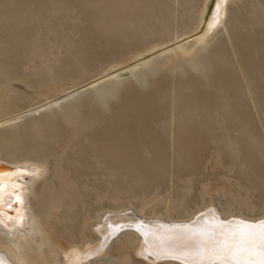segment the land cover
<instances>
[{
    "label": "bare ground",
    "instance_id": "6f19581e",
    "mask_svg": "<svg viewBox=\"0 0 264 264\" xmlns=\"http://www.w3.org/2000/svg\"><path fill=\"white\" fill-rule=\"evenodd\" d=\"M67 1L72 6L69 0ZM86 1L83 2L84 7ZM118 1L121 2L112 0L116 6ZM78 2L82 1L77 0L75 3ZM94 2L90 3L96 5L98 0ZM128 2L127 5L123 4L125 7L119 4L127 12L130 10V14L125 13L130 16V39L123 36V42H115L116 38H112L113 44H110L113 40L108 42L107 33L114 31V34H118V29L113 27L118 26L120 20L128 18L125 14L126 17L121 15L119 18V13L123 10L118 6L120 9L116 8L119 12L112 18H119V22L114 19V24L111 16L114 15L113 11L116 12V8L109 9V5L106 6L109 2L104 3H107L105 6L112 11L108 14L111 15L108 16L106 12L109 10L102 6L99 10L102 14L98 16H104L101 12L104 9V17H109V23H101L106 19L102 17L100 24H96L95 20V24L92 23L101 29L97 30L96 27L95 30H90L94 27L89 25L92 16L86 24L89 29L86 31L89 32L105 30L106 33L108 30L106 47L97 43L101 46L94 45L98 48L84 52L85 43L94 40V35L88 34V31L83 33V40H77L84 30L77 32L79 35L74 37L75 42L66 36L53 38L59 27L54 29L49 21L51 17L56 19L63 4L49 0V3L46 2L48 6L44 4L46 10L42 13V20L33 17L35 14L40 15L39 13L30 15L31 19L33 17V22L29 20L31 25L37 28L31 30L33 25L26 23L32 37L30 42L27 37L25 41L29 44L25 42L26 46L20 47L19 50L25 54V57L22 56L25 60L20 61L18 56L15 60L13 53H17L16 50L12 52L13 55L10 54V58L13 56L15 59L7 56L5 58L4 51H0L4 57L0 54V181L3 182L0 185V264H31V258L38 264H102L108 262V259L105 257L104 261L103 257L115 240L118 243L116 264H180V261L150 254L162 243V237L182 231L174 226H187L188 229L195 230L208 221L224 222L232 227L240 221L256 223L264 220L262 172L247 174V180L251 182V186L254 184V189L256 186L257 193H254L255 199L250 198L251 204L247 205L245 210H242V206L239 209L241 212L236 210L239 214L234 212L233 203L228 206L222 203V198V202H219L215 197L210 200L204 197L207 182L213 178L205 171L206 164L215 171L213 167L217 161L214 155L213 159L216 160L214 163L211 161V153L215 152L213 147L208 149V131H211V134L218 131L219 134L214 137L220 136V130L239 135L240 140L235 142L237 146L239 143V153H244L247 159L255 160L258 155L264 162V18L262 19L261 15L254 19L255 10L260 11V7L262 10L264 1L254 0L253 6L250 4L252 9L247 7L248 10H245L246 4L245 9L240 8L248 11L247 17L251 13L254 14V21L252 18L245 20L247 29L254 27V39L251 42L254 54L250 57L246 54L245 57L250 58L246 66L240 61L239 49L235 50L232 61L220 49L223 39L229 40L231 36V24L236 17L233 7L241 5L243 0H130V9ZM25 3L23 6L27 4ZM79 4L77 7L82 6ZM13 5L10 4L9 7ZM33 5L32 8L29 5L28 10L27 5L24 10L22 5L19 6L25 18L30 12H35ZM41 5L43 6V3ZM98 5L101 6V3ZM89 7L84 9L89 11ZM91 7L89 13L94 9ZM79 9L82 11V8ZM37 10V7L36 12L42 9ZM69 10L73 16L77 14L75 17L78 18L77 8L72 10L70 7L66 12ZM94 11L98 14L96 7ZM150 11L155 16H148ZM257 13L260 15V12ZM55 14L56 17H53ZM67 14L69 15L68 12ZM24 15L21 13L22 18ZM88 15L87 13V17ZM83 16L86 17V14ZM75 17L68 18L77 20L74 24L78 26L80 18ZM66 18L64 17L62 22ZM141 18L139 30L138 23L135 25L137 31H133L135 21ZM152 19L153 22L150 21ZM70 20L67 19L68 22ZM83 20L81 21L84 23ZM69 24H72V21ZM74 24L72 26H75ZM123 24L122 32L127 29L126 24ZM83 25L81 26L84 28ZM110 29L114 30L111 32ZM23 30H19L22 31L20 34H27L28 30ZM48 33H52V36ZM125 33L127 32L120 34ZM83 34L79 37L82 38ZM87 34L92 37L88 38ZM114 34L110 35V38L115 37ZM103 36L100 35L104 39ZM17 37L15 36V40ZM117 38L120 39L118 36ZM105 40L104 44L107 43ZM91 42L88 44L92 47ZM225 42L222 44L225 45ZM25 44L23 43V46ZM183 65L193 73L217 70L223 78L230 79L227 85L223 84L226 88L219 90L214 97L213 105H209H212V108L206 110L208 113L196 115L194 110L193 116L186 115L183 118L194 124L187 129H184L186 124H183L181 114L193 107L188 97L191 93L187 94L181 88V82L174 78L175 72L183 68ZM121 69L124 71L118 72ZM159 70H166L169 76L173 77L163 75L164 77L158 80H150ZM147 80L152 87L143 90ZM189 80L190 84H194L195 77ZM198 88L194 92L198 93ZM214 90L215 87L212 91ZM202 94L200 93V97ZM208 97L209 95L206 100ZM117 99L119 103L115 102ZM211 99L203 103H208ZM247 101H250L251 109L247 108ZM90 106L100 110H89ZM108 106H111V109H108L111 112L104 114L105 111L102 110ZM74 112L79 113L77 117L80 119L76 122L69 119L67 122L66 119ZM64 121L67 125L61 123ZM166 121L171 122L168 141L165 140L166 136L163 139L159 133L164 129ZM201 131L207 132L206 141L204 135L200 136ZM258 133L262 134V138H259ZM162 134H165L164 131ZM221 139L219 138V141ZM219 141L213 142H216V149L220 145H217ZM227 154L224 155L226 157L223 156L226 160ZM217 155L216 153V157ZM231 159L233 162L237 157ZM231 165L235 170L233 169L232 174L229 172L230 176L227 174V177L232 179L231 181L241 180L242 170L245 168H236V163ZM253 166L255 168V165ZM259 167L261 168V165ZM185 181L188 184H179ZM165 182H169V196L159 198L160 189L164 187ZM233 185L235 187V184ZM246 188L247 194H251L247 196L253 197L251 187L250 191L248 186L244 191ZM226 189L225 192L228 191V186ZM41 194L48 195L50 201L46 198L47 203L43 202L44 199H39ZM97 195H101L100 199H96ZM247 196L245 195V202L249 200ZM242 199L241 205L244 204ZM85 223L87 227L92 226L88 229L90 233L85 231ZM84 234L87 238H84ZM47 235L56 241L51 254L44 246V243L47 244Z\"/></svg>",
    "mask_w": 264,
    "mask_h": 264
},
{
    "label": "rangeland",
    "instance_id": "374dc122",
    "mask_svg": "<svg viewBox=\"0 0 264 264\" xmlns=\"http://www.w3.org/2000/svg\"><path fill=\"white\" fill-rule=\"evenodd\" d=\"M11 1V2H10ZM17 1V2H16ZM0 0V5H1V9L0 10H3V12L2 11H0V51H4V53L3 52H0V54H1V56L3 57V54H4V57L5 56H7V58H10V54L11 55H13L14 54V56H16V59L12 56V58H14L15 60H17V56H18V58H20L19 60L20 61H24L25 60V58H23L22 59V56L24 55V57H25V54L23 53L22 54V51H20L19 52V50H21V48L22 47H25L26 46V44H25V42H27L28 44H29V42H30V40H31V37H32V35H30V32H31V30H34L35 29V27L36 26H34L33 24V28H31V30H28L27 28H29V26H32L31 25V22L29 21V20H31L32 21V19H33V17L34 16H36V18L38 17V20L40 19V20H42L41 19V16L43 15L42 13L44 12V9L46 10V5L48 6L49 4H47V3H49V0H36V2H35V0L33 1V0ZM19 1H20V3H19ZM24 1V2H23ZM31 1H32V4H31ZM37 1H40L41 2V4L43 3V6L40 4V2H37ZM51 1V0H50ZM55 1H58L60 4H63V5H61V8H62V6H63V8L61 9V8H59V11H58V13L57 14H59L57 17H56V15L57 14H55L53 17H56V19H54V18H50V21L49 22H52V27H54V29H56V27L58 28H60V25H61V29L59 30V28H58V30H57V33H55V34H53L54 36H53V38L55 37H60V36H66L68 39H72L74 42L76 41L75 39H74V37L78 34V33H80V31H82V30H84L83 32H81L82 34L85 32V33H87V31L89 30L88 29V26L86 25V24H88V22L90 21V19L89 18H91L92 16H93V19L91 20V22H89V25H93L94 27L92 28L91 27V29L90 30H95L96 29V27L97 26H95L94 24H95V21H96V24H97V22H98V24H100V22H101V19H102V17H103V19L104 18H106V17H104L105 16V14L107 13V15L109 14V13H112V11L111 10H113V9H111V8H114V10H115V8L116 7H118V6H120L119 4H121V6H124V5H127V3L126 2H130V0H126V2L125 1H123V0H120L121 2H117V6H116V4H115V2L113 3L112 2V0H111V2L108 0H98V2H96L97 0H95V2H96V5H94V4H91L90 2L92 1V2H94V0H87L86 2H85V5L88 7V6H92L94 9H95V7H96V11H98V14L94 11V9L91 7V9H93L92 11H91V13H89L90 12V7H89V11L87 10H85L86 8L84 7V5H83V2L85 1V0H81L82 2H78V4L79 5H81L82 4V6H80V7H77L78 6V4H76L75 2L77 1V0H73V1H71V0H69V2L71 3V5L72 6H70V4H68V1L67 0H55ZM244 2L241 4V5H239L238 7H237V5H236V7L238 8H236L235 6L233 7V8H235L234 10H236V13L234 12L233 14H235L236 15V17L234 18V21H232V23L233 24H231L232 26H231V33H230V38H229V40L226 38V39H223V41H222V43H224L225 41H227V42H225V45H223L222 43H221V45H222V47L220 48V49H222L221 50V52H223V53H226L225 55H227L228 57H229V59L231 60L232 58H233V55H234V53H235V50L236 49H239L240 51H241V54H240V56L241 57H239V58H241L240 59V61L246 66V62L250 59H248V57H245V56H251L252 54H254V52H253V50L251 49V42H253V39H254V34H253V29H254V27H250V30L249 29H247V26H246V22H245V20H247V18H248V21H249V18H252L253 17V15L254 14H256V16L254 17V19L257 17V16H261L262 17V19L264 18L263 17V11H264V8L261 10V7L260 8H258V9H260V11H257V10H255L256 11V13H254L253 15H252V13L251 14H249L250 16L249 17H247V12H245V10H248V8L247 7H249V9H252L251 8V6H253V1L254 0H251L252 2H248V0H243ZM262 1H264V0H262ZM27 4H26V3ZM47 2V3H46ZM62 2V3H61ZM94 2V3H95ZM101 3V6H99L98 4H100ZM104 2H109V3H111V5L108 3H104ZM123 2H125V3H123ZM129 2H128V4H129ZM13 3L15 4V5H13ZM24 3L27 5H25L26 6V10H28L29 8H30V6L31 5H33L34 3V5L36 6V7H34V5H33V9L35 10V12H30V14H27V12H24V13H26L27 15H28V17L26 16V18H25V15L23 14V12H20L21 11V7H22V10H24L25 9V6H23L24 5ZM51 3V2H50ZM65 3V4H64ZM73 3H74V8H72L73 7ZM87 3V4H86ZM98 3V4H97ZM114 5H113V4ZM7 4V5H6ZM10 4H12L13 6H11V7H9V5ZM39 4V5H38ZM44 4H46V5H44ZM103 4V5H102ZM105 4H107L106 6H108V8L109 9H111V10H109L106 6H105ZM124 4V5H123ZM246 4V7L244 6ZM249 4V5H248ZM250 4H251V6H250ZM22 5V6H21ZM30 5V6H29ZM113 5V6H112ZM9 8H8V7ZM17 6V8H15V7ZM19 6H21V7H19ZM42 6V7H41ZM60 6V5H59ZM95 6V7H94ZM102 6H104V7H106V10H109L108 12H104V9H103V11L101 10V12H103L104 13V16H102V17H99L98 18V16H101L100 14H102V13H99V10L100 9H102L103 7ZM120 6V7H121ZM13 7V8H12ZM29 7V8H28ZM38 7V10L39 9H42L41 11H38V12H36V8ZM70 8L71 7V9L72 10H76V8H77V10H76V13H78L79 15H81L82 16V18H81V16L79 17V15L77 16L78 18H80V23L79 22H77L78 23V26L77 25H75L74 23L77 21V20H75V21H73V20H70L71 18H73V17H75L77 14H75V12L73 11V13L75 14L74 16L71 14L72 12H70L71 10H69V11H67L68 13H69V15L67 14V12H66V10H68V8ZM85 9H84V8ZM99 7V8H98ZM100 7H102V8H100ZM125 7V6H124ZM127 7V6H126ZM247 8V9H245V8ZM6 8V9H5ZM8 8V9H7ZM28 8V9H27ZM31 8H32V6H31ZM79 8H82V11H81V9H79ZM97 8H98V10H97ZM119 8V7H118ZM122 8V12H120L119 13V18L121 17V15L123 16L125 13H128L127 12V10H124L123 9V7H121ZM129 9H130V4H129V7H128ZM240 8H244L245 10H243V9H240ZM79 9V10H78ZM120 9V8H119ZM240 9V10H239ZM5 10V11H4ZM7 10V11H6ZM61 11V12H60ZM78 11V12H77ZM86 12V13H84V12ZM126 11V12H125ZM149 11V10H148ZM241 11H242V13H241ZM253 10H251V12H252ZM6 12V13H5ZM19 12V13H18ZM60 12V13H59ZM64 12H66V13H64ZM83 14H82V13ZM118 12H119V10H118ZM117 12V8H116V12L115 11H113V13H114V15L112 14V16H111V21L115 24L116 23V21H118V19L119 18H117V20L115 19V18H112V17H114V16H116V14L118 13ZM254 12V11H253ZM257 12H260V15H258L259 13H257ZM21 13H22V15H24V17L22 18V16H21ZM35 14V13H39L40 15H33V17H32V19H31V14ZM64 13V15H62ZM87 13L89 14L88 15V17H87ZM92 13H93V15H92ZM122 13V14H121ZM263 13V14H262ZM4 14V16H2ZM66 14H67V16H66ZM86 14V17L85 16H83V15H85ZM91 14V15H90ZM95 14V15H94ZM129 14H130V12H129ZM129 14H125L126 16L127 15H129ZM150 14H152L151 16H155V15H153L154 13H151V11H150V13H148V16L150 15ZM31 15V16H30ZM96 15H97V18H96ZM111 15V14H110ZM110 15H108V16H110ZM123 16V17H126V16ZM70 16V19L68 18ZM148 16H147V18H148ZM9 17V18H8ZM66 18V20L64 19V22H62V19L63 18ZM118 17V16H117ZM128 17V16H127ZM136 18H137V16H135ZM135 17H132V18H135ZM233 17H234V15H233ZM3 20H2V19ZM27 18H29V19H27ZM76 18V17H75ZM78 18H76V19H78ZM83 18H86L85 20H83ZM95 18V19H94ZM101 18V19H100ZM130 16L128 17V18H123L124 19V21L123 20H120L121 22H122V24L124 23V22H126V21H128V22H126V23H124L123 25H125L126 27H127V29H125V30H123V32L125 31V32H127V33H125V35L123 34V35H121L123 32H122V29H121V22H119V24H117L118 26H120V28L118 27V26H114L113 28L114 29H118L116 32L118 33V34H114L113 32V30L114 29H110V31L112 32V33H107L108 32V30H106V33H107V35H109V37L107 36V39H108V42L109 41H112L113 39L115 40V38H116V40H115V42H117V41H120V42H123V40H125L124 39V37L125 36H127V39H130V37H129V34H130ZM29 21V22H26L27 20ZM34 19H35V17H34ZM67 19L68 20H70V21H72V24H69L70 23V21L68 22L67 21ZM97 19H100V20H97ZM107 19H109V17H107L106 19H104V20H102V22L101 23H103V21L105 22V21H107V23H109L108 22V20ZM116 21H115V20ZM122 19V18H121ZM127 19V20H126ZM145 19H146V17H145ZM149 19V18H148ZM253 19V18H252ZM254 19H253V21H254ZM21 20V21H20ZM81 20H83L84 21V23L81 21ZM89 20V21H88ZM95 20V21H94ZM110 20V19H109ZM233 20V19H232ZM238 20V21H237ZM251 20V19H250ZM256 20V19H255ZM7 21V22H6ZM24 21V22H23ZM57 21V22H56ZM61 23H60V22ZM67 21V22H66ZM87 21V22H86ZM142 21V18H141V20H139V21H135V23H134V26H133V28H132V30L134 31V30H136V24H138L139 23V25H137V30H139V27L141 26V22ZM144 21V20H143ZM151 22H153V19L152 20H150ZM33 22V21H32ZM41 22V21H40ZM39 21H38V23H40ZM82 22V23H81ZM111 22V23H112ZM134 22V21H133ZM6 23V24H5ZM30 24L29 26H27V24ZM42 23V22H41ZM40 23V24H41ZM92 23H94V24H92ZM106 23V22H105ZM25 24V26H23ZM57 24V26H55V25ZM60 24V25H59ZM75 25V26H72V25ZM84 24V25H83ZM128 24V25H127ZM251 24L252 25H255L253 22H251ZM63 25V26H62ZM81 25H83L84 26V28L81 26ZM85 25H86V27H85ZM235 25V26H234ZM240 25V26H239ZM23 26V27H22ZM27 26V27H26ZM67 26H69V27H67ZM72 26V27H71ZM125 26H123V29L125 28ZM239 26V27H238ZM22 27V28H21ZM26 27V28H25ZM66 27V28H65ZM73 27H77V29L75 28H73ZM238 28V29H235V28ZM242 27H244V29L242 28ZM19 28V29H18ZM25 28V29H24ZM37 28V27H36ZM80 28V29H79ZM98 28L99 29H101L100 27H97V30H98ZM23 30V31H27L28 30V32H27V34L29 33V35H30V37H29V35H27L26 33H24L23 32V34H20V33H22V31L20 32L19 30ZM65 29V30H64ZM69 29V30H68ZM71 29H73L72 31H71ZM86 29H88L87 31H86ZM63 30V31H62ZM66 30H68V31H66ZM74 30H75V32H74ZM91 31V32H89L88 31V34H93L94 36H93V39L94 40H92L93 42H91V43H93V46L94 45H97L98 47H100L101 45V47H106L107 46V44H108V42H107V40H105L106 39V33H105V30H104V32L102 31V30H99V31H101L100 32V34H99V31ZM119 30H121V31H119ZM136 30V31H137ZM240 30V31H239ZM19 31V32H18ZM25 31V32H26ZM30 31V32H29ZM62 31V32H61ZM71 31V32H70ZM78 32V33H77ZM96 33V35H95V33ZM103 32V33H102ZM115 32V33H116ZM248 32V33H247ZM70 33H72L71 35L73 36H71V35H69ZM81 33H80V35H81ZM99 35H98V34ZM121 33V34H120ZM129 33V34H128ZM49 34V33H48ZM52 34V33H51ZM51 34H49V36H52ZM68 34V35H67ZM74 34V35H73ZM87 34V35H88ZM105 36H103V35ZM112 34H114L115 35V37L113 36V37H111L110 38V35H112ZM24 35V36H23ZM27 35V36H26ZM79 35V34H78ZM77 35V36H78ZM79 35V36H80ZM84 35L85 34H83V37L81 38V37H77V40L79 39H81V40H83L84 39ZM87 35L85 36V39H86V37H87ZM100 35L101 36H103L104 37V39L103 38H101L100 37ZM241 35H243V37H241ZM15 36H18L17 37V40H15L16 38H15ZM70 36V37H69ZM97 36H98V38H97ZM117 36L118 37H120V39L119 38H117ZM124 36V37H123ZM20 37H21V39H22V41H21V39H20ZM27 37L28 38H30L29 39V42L26 40L25 41V39H27ZM90 37H92V35H88V38H90ZM94 37H96V38H94ZM100 37V38H99ZM129 37V38H128ZM237 37V38H236ZM113 38V39H112ZM126 38V37H125ZM248 38V39H247ZM20 39V40H19ZM101 39H102V41H101ZM122 39V40H121ZM126 39V40H127ZM241 39H243V40H241ZM32 40H33V38H32ZM96 40H98V41H96ZM104 40H105V42H107V43H105L104 44ZM114 40L112 41V42H110V44H113V42H114ZM2 41V42H1ZM13 41H15V42H13ZM246 43V44H244V42ZM20 42V43H19ZM25 44L24 46H23V43ZM89 41L88 42H86L85 43V46H84V48H83V51L84 52H88V51H93V49L95 48H98V47H96V46H90L88 43H90ZM95 42V43H94ZM230 42V43H229ZM242 42V43H241ZM97 43H99V44H101V45H98ZM3 44V45H2ZM27 44V45H28ZM229 44H230V46H229ZM254 44V43H253ZM242 45V46H241ZM248 45V46H247ZM226 46V47H225ZM239 46V47H238ZM21 47V48H20ZM87 47H89V48H87ZM91 48V49H90ZM227 48V49H226ZM232 48H235V49H232ZM4 49V50H3ZM13 49V50H12ZM86 49V50H85ZM88 49V50H87ZM226 49V50H225ZM7 50V51H6ZM12 50V51H11ZM14 50H16L17 51V53L16 52H14L13 54H12V52L14 51ZM248 50V51H247ZM10 51V52H9ZM232 51V52H231ZM247 51V52H246ZM249 51H252V52H250L249 53ZM6 52V53H5ZM7 52H8V54H7ZM230 52H231V55H230ZM3 53V54H2ZM17 55H16V54ZM36 54H37V52H35ZM22 54V55H21ZM247 54V55H246ZM9 55V56H8ZM243 55V56H242ZM3 57V58H4ZM244 57V58H243ZM6 58V57H5ZM12 58H10V59H12ZM244 59H246V61L244 60ZM14 60V61H15ZM232 61V60H231ZM23 63V62H22ZM183 68H181V69H179L178 71H176L175 72V74H174V78L175 79H177V80H179L180 82H181V88H183L186 92H187V94H190L188 97L191 99V101H192V106L193 107H191V109H189L186 113L185 112H183L182 114H181V118L183 119L186 115L187 116H193L195 113H196V115L197 114H199V115H203V114H205V113H208L206 110H209L210 109V107L213 105V102H214V97H216V95L219 93V90H221V89H225L226 88V86L224 87V85L223 84H225L226 83V85H227V83H229V81H230V79L229 78H227V77H225V78H223V76H222V74L220 75V73L217 71V70H214L213 71V69H210V70H208V71H204V70H202V71H197L196 73H193V71H191V70H189L188 69V67L187 66H185V65H183L182 66ZM121 71H124V69H121V70H119L118 72H121ZM204 71V72H203ZM189 72H191V73H189ZM218 72V73H217ZM164 73H166V74H164ZM205 73H206V75H205ZM215 73H217L218 74V76H217V74H215ZM157 74V75H156ZM156 74H154L153 75V77L152 78H150V80L151 79H159L160 77H168V78H171V77H173V76H169V74L167 73V71L166 70H159V71H157L156 72ZM161 74H162V76H161ZM190 74V75H189ZM203 74V75H202ZM164 75V76H163ZM168 75V76H167ZM187 75H189V76H187ZM156 76V77H155ZM195 77V82H194V84H190V80L189 79H191L192 77ZM205 76V77H204ZM213 76H215V77H213ZM210 77V78H209ZM189 78V79H188ZM209 78V79H208ZM215 78V79H214ZM222 78V79H221ZM155 79V80H156ZM207 79V80H206ZM211 79V80H210ZM181 80H183V81H181ZM198 80V81H197ZM220 80V81H219ZM224 80V81H223ZM226 80V81H225ZM186 81V82H185ZM187 81H189V83L187 82ZM196 81H197V83H196ZM214 81H216L215 83H216V85H215V83H214ZM152 82V81H151ZM185 82V83H184ZM204 82H207V83H204ZM217 82H218V84H217ZM187 83V84H186ZM199 83H201L202 84V87H201V84L200 85H198ZM222 83V84H221ZM150 84V82L147 80V83L145 84V86H144V88H143V90H146L147 88L149 89V88H151L152 87V85L150 86L149 85ZM211 84V85H210ZM221 86H220V85ZM204 85V86H203ZM217 85H219L220 86V88L218 89V87H216ZM206 86V87H205ZM146 87V88H145ZM202 89L201 91H200V89ZM209 87H210V89H209ZM214 87H215V89L216 90H214V92L212 91L213 89H214ZM222 87V88H221ZM193 88H194V90H193ZM196 88H198L197 90H198V93L200 92L201 94H202V91H203V94H202V96L200 97V93L198 94V93H196V92H194L195 91V89ZM207 90H206V89ZM213 93H212V92ZM216 91H218L217 93H215ZM193 93V94H192ZM195 93H196V95H195ZM206 93V94H205ZM212 93V94H211ZM213 94H215V95H213ZM34 95V94H33ZM199 95V96H198ZM209 95V97H208V99H211L212 97V99L210 100V101H208V103H203L205 100H206V97ZM193 96H194V98H193ZM198 97V98H196V97ZM32 97H34V96H32ZM205 97V98H204ZM204 100H203V99ZM118 99H119V97H118ZM117 99V100H118ZM197 99H198V101H197ZM200 99H202L201 101H199ZM207 99V100H208ZM115 101V102H117V103H119V100L118 101ZM206 100V101H207ZM34 101V100H33ZM114 103V102H113ZM197 103V104H196ZM210 104H212L210 107H209V105ZM249 106H248V105ZM110 105V104H109ZM199 106L198 108L196 107V106ZM204 105H205V107H206V105H207V107L205 108L204 107ZM246 105H247V108L248 109H251L252 108V106H251V103H250V101H247L246 102ZM91 108L89 109V110H94V109H96V111L97 110H100V109H98L97 107H95V106H90ZM109 107V108H108ZM107 108H104L102 111L104 112V114H106V112H108L109 110L108 109H111V106H108ZM203 107V108H202ZM212 108V107H211ZM106 109H107V111H106ZM198 111H197V110ZM201 109H203V110H201ZM194 110H195V113H194ZM200 110H201V112H200ZM189 111H191V112H189ZM198 113H197V112ZM79 112V111H78ZM102 112V113H103ZM109 112H111V110L109 111ZM191 113H193L192 115H191ZM74 114H76L75 112H74ZM74 114H71L70 116H72V118L69 116L67 119H66V121L67 122H69V119H71L70 121L72 122V120H73V122H74V120H75V122L77 121V119L79 120L80 118H78L77 117V114H79V113H77L74 117H75V119H74V117H73V115ZM195 115V116H196ZM80 116V115H79ZM106 115H104V117H105ZM66 121H64V122H61L62 124H66L67 122ZM183 121V124H186V125H184V126H186V127H184V129H187L189 126H191V125H194L193 123L191 124V122L189 123V121H187L186 119L184 120H182ZM171 122L169 121V123H168V121H166V123L164 124L165 126H164V129H161L160 131H159V133H161V135L163 136V139H165L166 137V141H168V139H170V126H171V124H170ZM167 124V125H166ZM190 124V125H189ZM67 125V124H66ZM71 125V124H70ZM166 127V128H165ZM198 128V127H197ZM197 130V129H196ZM164 131V133L165 134H162V132ZM202 132V131H201ZM205 132V133H204ZM204 132H202V133H204V134H202V133H200V136L201 135H204L203 137L205 138L204 139V141H206V139L208 138V136H206L207 135V132L206 131H204ZM208 132H210V135H209V139H210V136H212L211 138L213 139V137L214 136H216V135H218L219 133H218V131H216L217 132V134H215L216 132H214L213 131V134H211V131H208ZM220 132H221V134H220V136H217V137H214V140H212V139H207V143H209L210 142V148H208V149H212L211 147H213V151L215 152V153H211V156H212V159H211V161L213 162V161H215L216 159H217V161H218V165H217V161H216V165H215V167H213L214 168V170L215 171H213V169L212 168H210V167H208L209 165L208 164H206V167L205 168H207V170H205L206 172H208V173H210L212 176H213V178L212 179H209L208 180V182H207V187H205L206 188V194H205V198L207 199V200H210V199H213L214 197H215V199H217L219 202H222L223 200V202L222 203H225V205H228V206H230V204L231 203H233L232 205L234 206V212H236V213H240L241 212V210H239V209H241V206H242V210H245V208L246 207H248L247 205H249V204H251V200L252 199H255L254 197H255V195H254V193H257L256 192V186H255V189H254V187H252V186H254V184L251 186V182H249L247 179H248V177H249V175H247V174H253V172H255V174H259L260 172H262L263 174H264V172H263V170H264V162H262L261 161V159L259 158V156L258 155H256V157L255 158H257L256 160L254 159V158H252V159H247L246 157H245V155H244V153H239V151H238V146H239V143H238V146H237V144L235 143L236 142V140L238 141V140H240V137H239V135H236V134H234V133H232V132H228V131H223V130H220ZM236 135V136H235ZM258 136H259V138H262V134L261 133H258L257 134ZM164 136H166V137H164ZM230 136H231V138H230ZM261 136V137H260ZM202 137V138H203ZM218 138V139H217ZM219 138H222L220 141H219ZM217 139V140H216ZM211 140H212V142H211ZM214 141H219L218 143H217V145H219L218 147H219V149H218V147H217V149H216V142L215 143H213ZM233 141V142H232ZM233 143V144H232ZM213 144V145H212ZM235 144V146H233ZM207 145V146H208ZM214 146H215V148H214ZM222 147H224V149L222 148ZM238 147V148H237ZM207 152H208V150H207ZM228 153L227 154V157L228 158H235L236 159V157H237V160H233V162H232V159L230 158V159H228L227 158V160L224 158V157H226V156H224V155H226V153ZM216 153L218 154L217 155V157H216ZM231 154V155H230ZM215 157H214V156ZM240 155V156H239ZM219 156V157H218ZM221 156V157H220ZM224 156V157H223ZM242 156V157H241ZM213 157L214 158H216V159H213ZM239 157V158H238ZM219 158V159H218ZM223 158H224V160H225V162H224V160H223ZM240 158H241V160H240ZM248 160V161H247ZM230 161V164H228V162ZM236 161H239V162H236ZM242 161V162H241ZM246 163H245V162ZM253 161H254V163H253ZM221 162V164H219ZM222 162H224V163H222ZM243 162H244V164H243ZM262 162V163H261ZM214 163V162H213ZM236 163V165H234ZM239 163V164H238ZM252 163H253V165H255V168H253L254 166L252 165ZM231 164H233L236 168L237 167H241V168H245L244 170H242V174H243V176H245V177H241V180L239 179V180H235V181H231L232 179H230V178H228L229 176H230V174H232L231 172H233V169L235 170V168L233 167H231L232 165ZM243 164V165H242ZM257 164V165H256ZM227 166V167H225V166ZM229 165V166H228ZM261 165V168L259 167ZM218 166H220V167H218ZM256 167H258L257 169H256ZM263 167V168H262ZM221 169V171H219L220 169ZM230 168H232V170H230ZM229 169V170H228ZM210 170V171H209ZM227 170H228V172H227ZM255 170V171H254ZM217 171H219V172H221V173H224V174H219V172H217ZM223 171V172H222ZM229 172H230V174H229ZM248 172H250V173H248ZM246 173V174H245ZM227 174H229L228 175V177H227ZM245 174V175H244ZM103 178H105V176L103 177ZM228 179V180H227ZM234 180V179H233ZM182 181H184V180H182ZM230 181V182H229ZM244 183V184H242V182ZM246 181H248L249 183H248V188L249 187H251V192L253 193V197H248L247 195H251V194H249L250 192H248V194H247V188L245 189V191H244V188L245 187H247L246 186ZM178 182V181H177ZM234 182V183H233ZM239 182L241 183V184H239ZM183 183H186V181L185 182H179V184H183ZM237 183V184H236ZM186 184H188V183H186ZM225 184H226V186H228V191L227 192H225V190H227L226 189V186H225ZM233 184H235V187H234V185ZM239 184V185H238ZM245 187H244V186ZM223 186V187H222ZM240 186V187H239ZM242 186V187H241ZM168 187H169V182H165V184H164V187L162 188V189H160L161 190V195L159 196V198H164L166 195L167 196H169V193H170V190H168ZM234 187V188H233ZM238 187V188H237ZM244 187V188H243ZM225 189V190H224ZM241 189H242V191H243V193H242V191H241ZM257 189H258V187H257ZM212 190H214V191H212ZM218 190V191H217ZM223 190H224V192H223ZM249 191H250V188L248 189ZM211 191V192H210ZM216 191V192H215ZM255 191V192H254ZM258 192L260 191L259 189L257 190ZM244 192H246V194H244ZM221 194V195H220ZM241 194H243V195H241ZM46 195V194H45ZM45 195H43V194H41L39 197V199H41L42 201H43V199H44V201L43 202H47L48 203V200H49V198H48V195L47 196H45ZM224 195L226 196V197H224ZM240 195H241V197H240ZM245 195L247 196V199H249V200H247V202H245L246 201V197H245ZM98 196V195H97ZM96 196V199H100V197H101V195L100 196H98L97 197ZM103 197V196H102ZM239 197H240V199H239ZM48 199L47 201L45 200V199ZM209 198V199H208ZM222 198V199H221ZM243 198V199H242ZM245 198V199H244ZM250 198H252V199H250ZM222 201H221V200ZM242 199V201H243V205H241L242 204V202L240 201ZM40 200V201H41ZM50 201V200H49ZM229 201H231V202H229ZM248 201H250V203L248 202ZM229 202V203H228ZM241 202V203H240ZM50 203V202H49ZM246 203H248V204H246ZM151 205V204H150ZM238 205H240V206H238ZM219 206V205H218ZM220 207V206H219ZM239 207V208H238ZM221 208V207H220ZM238 208V209H237ZM236 210H239V211H236ZM87 223V222H86ZM85 223V231H87L88 233H90V229L92 228V226H88L87 227V224ZM89 229V230H88ZM86 232V233H87ZM83 236H85L84 238H87V235H83ZM49 237V238H48ZM45 240H46V242H47V244L46 243H44L43 245L44 246H46L48 249H49V251H50V254L53 252H51V250H53V247H54V244H55V240L53 241V239H51L50 238V236L49 235H47V236H45ZM86 240V239H85ZM48 242H50V244L48 243ZM115 244V245H114ZM52 245V246H51ZM117 248H118V243L116 242V240H115V242H113L112 244H111V247H109L108 248V250H107V253H106V255L103 257L104 259V261H105V257H106V260L108 261V262H104L105 264H116V260L115 259H117L118 257H116V256H118V252H117ZM110 249V250H109ZM114 250V251H113ZM110 256V257H109ZM31 258V257H30ZM113 258H114V260H113ZM31 260V264H38L37 262H35V260L33 259V258H31L30 259ZM29 260V261H30ZM118 260V259H117ZM104 263H102V264H104ZM118 263V262H117Z\"/></svg>",
    "mask_w": 264,
    "mask_h": 264
},
{
    "label": "snow or ice",
    "instance_id": "6c2138e0",
    "mask_svg": "<svg viewBox=\"0 0 264 264\" xmlns=\"http://www.w3.org/2000/svg\"><path fill=\"white\" fill-rule=\"evenodd\" d=\"M174 227L182 231L162 237L150 254L180 264H264V220L240 221L232 227L208 221L195 230Z\"/></svg>",
    "mask_w": 264,
    "mask_h": 264
}]
</instances>
